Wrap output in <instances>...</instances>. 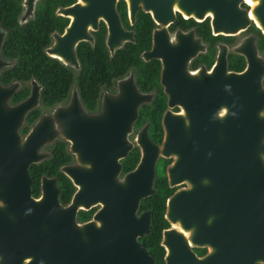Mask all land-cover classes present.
I'll return each instance as SVG.
<instances>
[{
    "label": "flooded vegetation",
    "instance_id": "af4514ba",
    "mask_svg": "<svg viewBox=\"0 0 264 264\" xmlns=\"http://www.w3.org/2000/svg\"><path fill=\"white\" fill-rule=\"evenodd\" d=\"M202 1L201 14L183 8H200ZM248 1L237 5L250 9L256 0ZM206 4L0 0V93L11 89L3 99L6 107L28 96L31 103L14 130L19 139L40 115L59 106L64 108L61 120L51 117L49 122L55 130L93 134L95 127L107 131L108 124V132L123 133L129 145L114 171L105 161L93 168L87 160H76L73 141L55 135L37 147L43 155L26 165L27 175L17 176L5 168L14 142L2 136L0 264H65L73 253L65 248L71 244L68 226L77 228V264L105 261L95 248L97 214L106 206L110 215L115 211V194L77 185L70 167L78 166L82 182L123 181L137 167L142 134L156 151L151 190L138 197L134 209L135 214L148 211V227L136 239L153 264H181L187 254L188 264H264V159L240 158V106L213 96L216 89L210 81L206 85L203 75L211 72L217 55L225 70L243 69L244 54L234 47L253 46L264 68V32L249 15L233 33L213 31ZM54 71L62 72L61 88L59 97L50 100ZM36 72H45V79ZM260 84L264 88V75ZM103 97L135 100L130 122L113 113L103 121L68 112L79 107L88 117L99 115ZM82 140L101 141L87 135ZM147 177L148 167L127 176L136 183ZM42 179L48 191H41Z\"/></svg>",
    "mask_w": 264,
    "mask_h": 264
},
{
    "label": "water",
    "instance_id": "95a60500",
    "mask_svg": "<svg viewBox=\"0 0 264 264\" xmlns=\"http://www.w3.org/2000/svg\"><path fill=\"white\" fill-rule=\"evenodd\" d=\"M112 3L113 0H108ZM206 7L211 9V25L213 31H227L233 33L239 28H242L248 22V12L257 20L259 29L264 31V0H256V2L249 9L239 7L238 0H205ZM133 4V3H132ZM186 11L192 14H201L204 8V1H202L200 8L192 6H184ZM153 16L155 15L152 12ZM235 51L243 52L245 58V66L239 71L225 70L223 60L219 55L216 56L211 72L203 74L206 85L209 81L216 89L212 95L227 99L228 105L240 106L242 111L243 121V146L240 150L241 157L244 161L264 159V88L260 84V77L264 75V68L260 58L256 55L253 46L249 47H234ZM0 93V139L2 136H10L14 142L13 149L9 150L13 157L10 162L5 163V168H9L12 175L26 176V165L30 161L38 160L43 153L37 151V147L44 141H48L55 135H63L71 139L74 145L70 150L74 153L76 160H87L89 165L93 168L103 167L102 162H106L108 169L113 168L114 171L118 168L117 157L125 153L128 148V142L124 140L123 133H109L108 124L107 131H101L95 127L93 134L83 132H66L64 130H55L49 125L50 118L55 117L61 120L64 111L62 107L55 106L51 113H44L40 115L34 123L30 126L27 133L20 140L15 129L24 111L31 105L30 97L6 107L3 100L11 90L10 88L1 89ZM2 98V99H1ZM135 100H124L120 97L118 99H111L103 97L99 115L86 116L78 107L75 112V118L78 119H95L107 121L110 117L108 114H115L116 118H123L126 123H129L133 117L136 107ZM257 110L259 114H257ZM19 111L14 122H10L13 117V112ZM77 111V112H76ZM70 113V114H71ZM236 113V112H235ZM109 117V118H108ZM241 120V119H240ZM101 127V126H100ZM117 128V127H116ZM121 130L127 128L126 124L119 127ZM84 135L90 137H99L101 141L85 142L82 140ZM140 146V157L137 167L131 171L137 173L140 168L148 167V177L142 182H130V173H126L123 181H106L104 183L97 180L91 182H82L79 179L76 164L70 167V176L77 185L85 184L90 191H104L115 194V211L110 215L107 210H100L97 214L100 222L98 227V238L96 239L95 248L103 254L106 260L101 261L100 264H153L151 256L147 253L144 246L136 239V235L147 231L148 227V211H140L135 214L134 209L137 199L140 195L150 192V174L152 170V162L156 151V146L147 140L144 134L138 136ZM128 174V175H127ZM127 175V176H126ZM126 177V178H125ZM44 179V178H43ZM42 179L41 191H48L45 185V180ZM52 179V178H51ZM79 180V181H78ZM53 190V189H52ZM83 189H77L76 192ZM107 201V198L105 199ZM73 225L70 221L69 224ZM68 240L71 244L65 247L73 253L67 255L65 264H77L76 255V233L77 228L68 226ZM56 250L61 251L60 246H54ZM114 251V252H113ZM60 254V253H59ZM109 257L112 260H109ZM115 257V261H114ZM53 264H60L53 261ZM166 264H169L166 260ZM181 264H188L187 258Z\"/></svg>",
    "mask_w": 264,
    "mask_h": 264
},
{
    "label": "trees",
    "instance_id": "16d2710c",
    "mask_svg": "<svg viewBox=\"0 0 264 264\" xmlns=\"http://www.w3.org/2000/svg\"><path fill=\"white\" fill-rule=\"evenodd\" d=\"M35 75L40 78V79H45V75L46 73L45 72H36ZM61 75H62V72L60 71H54L52 72V76H51V81H52V84L54 85L53 88H52V96H51V99L50 100H54L55 98L59 97V94L60 93V88H61ZM43 95H44V91L41 92V98L43 99ZM33 166V165H32ZM36 168V173L38 172V169L40 168L39 166H34ZM153 234H155V229L151 228V231Z\"/></svg>",
    "mask_w": 264,
    "mask_h": 264
},
{
    "label": "bare ground",
    "instance_id": "6f19581e",
    "mask_svg": "<svg viewBox=\"0 0 264 264\" xmlns=\"http://www.w3.org/2000/svg\"><path fill=\"white\" fill-rule=\"evenodd\" d=\"M247 1H248V0H247ZM251 1H252V0H251ZM251 1H250V2H251ZM248 2H249V1H248ZM252 3H253V1H252ZM248 15L251 16V17L253 18V20H254L256 26L259 27L258 24H257V20L253 17V15H251L250 12H248ZM261 31H262V30H261ZM262 32H264V31H262Z\"/></svg>",
    "mask_w": 264,
    "mask_h": 264
}]
</instances>
